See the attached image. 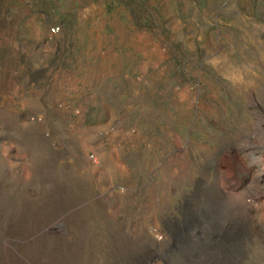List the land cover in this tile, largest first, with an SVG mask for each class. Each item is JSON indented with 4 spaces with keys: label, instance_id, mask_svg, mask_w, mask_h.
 Returning a JSON list of instances; mask_svg holds the SVG:
<instances>
[{
    "label": "rangeland",
    "instance_id": "374dc122",
    "mask_svg": "<svg viewBox=\"0 0 264 264\" xmlns=\"http://www.w3.org/2000/svg\"><path fill=\"white\" fill-rule=\"evenodd\" d=\"M262 60L264 0H0V251L184 264L199 184L222 165L264 186L239 151L264 157Z\"/></svg>",
    "mask_w": 264,
    "mask_h": 264
},
{
    "label": "bare ground",
    "instance_id": "6f19581e",
    "mask_svg": "<svg viewBox=\"0 0 264 264\" xmlns=\"http://www.w3.org/2000/svg\"><path fill=\"white\" fill-rule=\"evenodd\" d=\"M260 63V70H263V60ZM255 69L256 71L253 74L259 70L258 68ZM252 137L246 138V144L239 146L241 147L239 151L243 153L240 171L247 175L249 168H251L257 174H263V155L255 159L253 152L249 151L253 148V144L256 145L257 143L256 140L251 139ZM226 161L230 163L231 159ZM235 175V172L231 171L228 173L220 165L217 168L212 185L207 186V183L204 182L199 184L194 192L195 202L186 204L184 220L181 221L186 243L184 264H242L246 254L245 251L242 252V249L247 245L245 243L249 239L246 238L247 233L254 231L257 236L263 233L264 201L261 202L259 197L262 194L264 195V186H261L257 182L258 179L253 176H251V180L247 184L238 185L234 180ZM215 214L218 215L217 219L220 221V225L214 231L211 230L207 237L203 234V228L207 227L211 216ZM212 218L211 220L214 222V217ZM193 238H197L199 244L193 242ZM37 241H40V239L35 242ZM25 248V256L32 258H36L41 250L38 247V243L32 244L31 242H24L21 245L17 244L14 251L5 248L3 252L0 251V264H24L20 258L16 257L15 253ZM255 253L251 252L248 259L252 261L253 256L254 259L260 257L258 251H255ZM24 254L22 253V255ZM47 256L48 261L51 263L59 264L64 259L62 248L60 247L53 248ZM239 257L241 262L238 261ZM258 260L261 259L259 258ZM62 264L71 263L62 262Z\"/></svg>",
    "mask_w": 264,
    "mask_h": 264
},
{
    "label": "built area",
    "instance_id": "2783aa9c",
    "mask_svg": "<svg viewBox=\"0 0 264 264\" xmlns=\"http://www.w3.org/2000/svg\"><path fill=\"white\" fill-rule=\"evenodd\" d=\"M59 30H60V28H58V27L55 28V27H54V28L52 29V33H57Z\"/></svg>",
    "mask_w": 264,
    "mask_h": 264
}]
</instances>
